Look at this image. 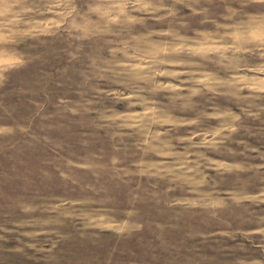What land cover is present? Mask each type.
I'll list each match as a JSON object with an SVG mask.
<instances>
[{"label":"rangeland","instance_id":"1","mask_svg":"<svg viewBox=\"0 0 264 264\" xmlns=\"http://www.w3.org/2000/svg\"><path fill=\"white\" fill-rule=\"evenodd\" d=\"M0 264H264V0H0Z\"/></svg>","mask_w":264,"mask_h":264}]
</instances>
